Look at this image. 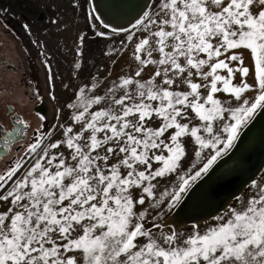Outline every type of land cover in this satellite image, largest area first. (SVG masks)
I'll return each instance as SVG.
<instances>
[{
    "label": "snow or ice",
    "instance_id": "6c2138e0",
    "mask_svg": "<svg viewBox=\"0 0 264 264\" xmlns=\"http://www.w3.org/2000/svg\"><path fill=\"white\" fill-rule=\"evenodd\" d=\"M115 8L130 28L91 27L122 37L112 51L130 50L135 68L105 76L103 94L81 88L82 103L67 105L76 110L71 124L57 115L46 128L45 115L16 102L0 107V264H264V179L203 232L165 219L190 210L192 185L264 109V0H123ZM186 146L196 158L190 167ZM161 179L168 183L158 190Z\"/></svg>",
    "mask_w": 264,
    "mask_h": 264
},
{
    "label": "rangeland",
    "instance_id": "374dc122",
    "mask_svg": "<svg viewBox=\"0 0 264 264\" xmlns=\"http://www.w3.org/2000/svg\"><path fill=\"white\" fill-rule=\"evenodd\" d=\"M90 11L93 12L91 0H0V22L8 30H11L26 50L35 80L42 87L44 97L51 104V114L45 125L46 128L57 123V115H59L60 125L67 127L72 123L71 116L76 110L67 107V105L82 103L79 101L81 88L85 90L86 97L103 94L106 90L105 76H108L110 81L129 71V64L135 68L134 62L130 59V50L123 54L112 51L113 48L119 47L122 37L115 34H106L103 37L97 35L99 31L104 30L103 25H99L97 28L91 27L93 24H99V21L88 15ZM94 16L96 17L95 14ZM25 24L28 25V28L24 27ZM107 32L110 33L111 29H108ZM80 36L85 38L83 43L79 39ZM113 59L118 61L115 65L112 63ZM251 62V57L246 52L245 66L251 68ZM78 63L80 64L79 68L76 67ZM49 65L52 69L51 79L48 78L49 73L47 72ZM109 73L111 75H108ZM143 78H148V72L143 74ZM97 81L100 82L99 92L92 88V84ZM235 82L236 80H234ZM248 82L252 83L251 79ZM53 85L55 86L54 92ZM53 94L56 96L55 100L52 99ZM254 94V91H249L248 98L251 99ZM216 96L219 99H224L223 93H217ZM235 106L237 105L234 104L233 107ZM92 110H95V106ZM158 123L159 121L156 122V124ZM246 126H241L239 136ZM62 131V128H57L53 132V139L61 138ZM58 150L66 151L63 146ZM186 152L187 159L184 160V164L190 167L191 162H195L196 158L190 146H186ZM207 154V150H205L203 155ZM157 166L159 165L154 163V167ZM262 179H264V168L255 178L258 183ZM167 183V180L161 179L158 190H162ZM253 191L251 182L240 195L234 198L229 207H240V199L246 201ZM3 207L0 204V210H3ZM227 208L220 214L224 213ZM154 215L155 211L149 209L147 217L149 224H146V227L150 225ZM214 223L215 221L211 218L198 224L203 232L206 225ZM190 228L191 225H186L177 230L190 231Z\"/></svg>",
    "mask_w": 264,
    "mask_h": 264
},
{
    "label": "water",
    "instance_id": "95a60500",
    "mask_svg": "<svg viewBox=\"0 0 264 264\" xmlns=\"http://www.w3.org/2000/svg\"><path fill=\"white\" fill-rule=\"evenodd\" d=\"M91 4L93 9L92 1ZM130 27L131 25L129 24L127 28ZM262 131L264 132V109H259L240 134L233 149L213 165L209 174L202 176L199 181L192 185V192L197 194L210 184H213V179L222 175L225 177L224 182L229 180L225 190L218 193L215 196V200L212 199L207 205L199 208H192V201L195 196H192L191 192L188 193L185 196V200L188 201L190 210L179 215H172L173 223L182 226L192 225L194 223L192 220L196 219L197 221L203 215L214 214L216 211L224 210V202L227 201L229 196H238L242 186L248 184V182L250 183L264 166V148H259L248 155V148L251 149L252 147L253 137ZM179 228L177 227V229Z\"/></svg>",
    "mask_w": 264,
    "mask_h": 264
},
{
    "label": "flooded vegetation",
    "instance_id": "af4514ba",
    "mask_svg": "<svg viewBox=\"0 0 264 264\" xmlns=\"http://www.w3.org/2000/svg\"><path fill=\"white\" fill-rule=\"evenodd\" d=\"M13 102L33 117L40 113L48 120L51 114V104L35 80L26 50L11 30L0 22V107H10ZM5 152L0 143V154Z\"/></svg>",
    "mask_w": 264,
    "mask_h": 264
},
{
    "label": "bare ground",
    "instance_id": "6f19581e",
    "mask_svg": "<svg viewBox=\"0 0 264 264\" xmlns=\"http://www.w3.org/2000/svg\"><path fill=\"white\" fill-rule=\"evenodd\" d=\"M93 3V12L98 18L97 20H103L105 23L110 24L112 27H116L117 25L123 26V27H128L129 26V19L130 17H127L123 15L121 12H119L116 8L115 5L118 3L123 2V0H91ZM98 1V3H97ZM132 2H138V3H145L148 2L150 3L151 0H132ZM135 20H131V23H133ZM110 29V28H109ZM264 132H259L255 137H253V144L251 149L248 148V155H250V152H255L259 148L263 149L264 148ZM262 152V151H261ZM264 168V167H263ZM262 168V170H263ZM261 170V171H262ZM255 176V178L260 174V172ZM224 178L222 175L216 177L213 179V184H210L208 187L203 189L202 191H199L193 201H192V208H199L204 205H207L212 199L215 200V196H217L218 193L222 192L225 190V187L228 186L229 180L224 182ZM255 178H253L255 180ZM252 181H250L251 183ZM243 185L242 189L239 191V194L243 192L245 188L250 184ZM235 197L229 196L227 201L224 202V208H227L230 206L232 201L234 200ZM221 210L216 211L214 214H206L201 216L200 218L195 220H192V222L196 224H200L202 222H206L207 220L211 219L212 217L219 215ZM168 223H173L172 217L170 216L169 218L166 219ZM177 227H181L182 225L176 224Z\"/></svg>",
    "mask_w": 264,
    "mask_h": 264
}]
</instances>
